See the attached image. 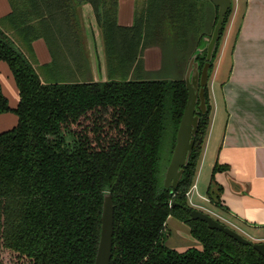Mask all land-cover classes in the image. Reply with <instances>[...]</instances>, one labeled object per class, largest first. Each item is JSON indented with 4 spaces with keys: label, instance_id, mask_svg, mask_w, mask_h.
I'll return each mask as SVG.
<instances>
[{
    "label": "trees",
    "instance_id": "1",
    "mask_svg": "<svg viewBox=\"0 0 264 264\" xmlns=\"http://www.w3.org/2000/svg\"><path fill=\"white\" fill-rule=\"evenodd\" d=\"M8 1L5 18L10 28L27 42L36 37L45 41L51 62L44 65L51 68L58 60L59 45L52 42L55 36L65 41L63 33L74 42V55L70 77L43 81L0 28V60L17 90V102L10 107L0 89V112L11 110L16 116L13 126L0 131V264H92L105 192L112 202L109 264H264V256L250 244L191 219L183 207H193L185 192L193 182L210 122L207 86L205 109L198 112L180 178L174 188L162 184L187 96L184 80L124 77L138 67L141 39L149 32L159 37L164 33L159 6L154 23L150 16L134 15L130 25L122 26L115 18L116 0H75L90 5L105 64L104 79L79 80L75 75L81 71V55L69 0ZM156 3L165 5L162 0ZM231 8L219 28L208 77ZM211 12L206 31L191 27L195 35L187 23L179 24L180 35L171 24V36L164 40L180 42L182 36L184 45L168 49H185L186 62L203 45L201 37L210 33L216 19L213 4ZM204 53L196 56L198 67ZM225 168L213 163L205 189L208 201L219 207L221 186L213 174ZM168 216L186 224L200 246L181 251L168 247L162 235Z\"/></svg>",
    "mask_w": 264,
    "mask_h": 264
},
{
    "label": "crops",
    "instance_id": "2",
    "mask_svg": "<svg viewBox=\"0 0 264 264\" xmlns=\"http://www.w3.org/2000/svg\"><path fill=\"white\" fill-rule=\"evenodd\" d=\"M116 2L117 23L122 26L130 25L132 0ZM231 3V12L208 77L211 80L215 76L217 78L220 71L218 59L221 52L222 56L227 54L228 60L221 65L220 80L215 83L216 88L212 94L211 90L208 91L214 119L210 121L199 159L204 162L203 176L199 181L203 194L199 193L200 196L195 189L193 192L213 205L205 195L210 178V172L208 174L207 171H211L215 161L225 165L224 170L213 174L214 181L221 186V207L214 205L224 212V216L219 218L248 238L264 242V0H236ZM67 4L70 11L71 4L69 1ZM77 7L81 9L83 17L85 13H90L86 3H77ZM9 10V1L0 0V16L4 17ZM69 15L71 20V14ZM88 29L92 58L95 54L99 66L97 79H101V63L104 61L102 48L96 42L90 23ZM63 44L64 47L74 46L73 41ZM29 48L39 64L51 62V55L43 38L32 39ZM153 56L151 53L152 62L148 66H145V61L142 66L151 67L155 63ZM59 57V63L65 64L63 57ZM79 62L82 64L83 60ZM88 63L89 69L93 64L92 69L95 71L94 61ZM56 64L57 60L51 66ZM6 122L7 117L0 115V129L11 125ZM194 205L211 211L203 203Z\"/></svg>",
    "mask_w": 264,
    "mask_h": 264
},
{
    "label": "rangeland",
    "instance_id": "3",
    "mask_svg": "<svg viewBox=\"0 0 264 264\" xmlns=\"http://www.w3.org/2000/svg\"><path fill=\"white\" fill-rule=\"evenodd\" d=\"M69 2L71 4V10L68 12L69 14H71V21H72L71 23L73 26V30L75 31V34L77 36L76 38L78 39L79 51H80L81 59L83 60V63L81 64L80 74L76 73L75 78L79 80H95L98 77L96 75V72L93 71L92 69L93 64L92 65L90 64L91 66L89 69V63H88L90 61L93 63L92 51H91V41H90L91 39L89 36V29H88L89 23L93 27L96 42L102 46L101 37L96 27L94 16L90 9L89 4L85 2L87 7H89L90 13H85L84 14L85 16L83 17L81 9L77 7L76 1L69 0ZM132 2H133L132 19L134 15L150 16L149 22L152 21L153 23L155 20L154 17L155 18L159 17V13L156 14L157 7L159 6L160 8L159 12H160V17H161V22L163 25L164 33L163 35L162 34L160 35L161 37H159L157 34L153 33L151 35V33L149 32V35L141 39V43L139 44L138 54H137V56L139 57L138 67L136 69H131L130 72H128L127 74L125 73L124 77L126 76V78L128 79L129 78L130 79H133V78H172V79L173 78L175 79L183 78L184 68H185V65L183 67V64H186L185 62L186 53L184 54L185 49L182 51L178 50L177 52L173 50V48L171 49L172 51L168 49L170 47L178 48L179 46L183 48V45H184L183 38L182 36H179L180 42L173 41V40L166 41L164 40V38L171 34V28H170L171 24L177 25V27H175V31L177 33L179 32V35H180V30H181L179 27V24H181V26H184L185 25L184 23L189 24V31H191L194 35L196 34V31L191 28L192 26L197 27V29L200 28L203 31H206L209 27V23L211 21V16H212L211 1L210 0H162V2L165 4L164 6L162 5V3L160 4L158 3L157 5L156 0H132ZM116 4L118 3L116 2ZM115 9L117 10V6H115ZM116 10H115V13H116ZM115 18H116V21H118L117 16H115ZM7 22H8V19L5 18V16L4 17L0 16V28L4 29V31L7 33V35H9V37L12 39L14 44L22 50V52L25 54V56L27 57V59L32 64L33 68L39 74L40 78L43 81H53L55 79L63 80V79H66L67 77H70L68 75V71H70L69 67L73 63V62L71 63V61H73L72 55H74L72 53L73 47H71L70 45L68 47H64V44H63L66 42L71 43V40L67 39L68 33L62 32L64 35L63 39L65 40V41L62 40V43H61V40L57 36H55L57 40L52 42V44L59 45L58 47H56L57 50L55 51L56 58L58 60H57V64L53 67L51 66V69H50V65H48L49 66L48 67L46 65L39 64L37 60H35V56L32 50L29 48L30 42L25 41L21 36L17 34V32L12 30ZM147 25H149L148 22H147ZM145 29L147 28L145 27ZM191 40L192 39H190L189 42ZM189 42L187 43L188 47L190 46ZM62 44H63V47H62ZM151 53L154 54L153 59L155 63L151 65V67L142 66L144 64V61H145V66H148V64L152 62ZM144 55H145V59H144ZM59 56L61 57L64 56L63 59L64 61H66L65 64L62 65L59 63V60H60ZM226 60H228L227 54L222 56V52H221L220 58L218 59V65L220 64V71L222 69L221 65L224 64ZM68 61L70 62L69 64H68ZM74 62L78 63L77 60H74ZM214 63H215V60H214ZM101 64H102L101 66L102 72H100V74H101V79H104L105 78L104 77L105 75L104 61ZM220 71L217 75V78L216 76L212 80L210 78H207L206 86L208 88V91L211 90V94L214 88H216L217 86L215 83H217V81L220 80ZM0 89H1L2 94L7 99V104L10 107H14L17 102V90L12 80V77L10 75V72L6 66V63L3 60H0ZM0 115H5L8 119V122L6 123L10 122L11 124V125L6 126L3 129H0V131L7 129L15 124L16 116L11 110L0 112ZM212 119H214V116L212 117V111H211L210 121ZM209 125H210V122H209ZM203 147H204V143H203L202 149ZM199 159H201V154H200ZM199 162L200 160L197 163L192 183L194 184V188L196 192L198 194L199 193L203 194L199 188V181L201 180V177L203 176L204 162L203 160H201L200 166L198 167ZM207 172L209 174L210 171H207ZM207 172H206V176H207ZM196 203H203V205H205L204 207H207L213 213L206 209H202L200 207L195 206L194 204ZM188 204L193 206L194 208H197V209H200L206 212L207 214L211 215L213 218L224 223V221L220 219L224 216V212L217 209V207H215L214 204L209 205L203 199L196 196V194L193 191L191 193L190 203L188 202ZM240 233L242 234V232ZM162 235H163L164 243L168 247L174 248L178 251L184 250L188 247H199L200 246V243L194 237L190 235L187 225L172 216H168L166 218ZM244 236L247 237L246 235ZM248 239L250 241H255L250 238Z\"/></svg>",
    "mask_w": 264,
    "mask_h": 264
},
{
    "label": "water",
    "instance_id": "4",
    "mask_svg": "<svg viewBox=\"0 0 264 264\" xmlns=\"http://www.w3.org/2000/svg\"><path fill=\"white\" fill-rule=\"evenodd\" d=\"M216 6V19L209 35H204L202 46L196 47L189 55L184 68V85L187 91L186 100L176 127L174 144L165 166L162 177V184L165 187L174 188L180 178L182 166L186 164L193 143L194 135L198 123V112L205 109L203 92L208 78L210 59L219 28L223 22L224 14L231 5V0H210ZM204 49V61L198 67L196 56ZM94 68L98 74L99 66L96 55L93 57ZM188 211L191 219H199L206 223L208 228L222 231L227 236L237 242L250 244L257 252L264 256V242L250 241L247 237L229 225L218 221L206 212L189 206H183ZM111 234H112V202L111 196L105 192L102 197L100 212V229L96 246V251L92 264H109L111 254Z\"/></svg>",
    "mask_w": 264,
    "mask_h": 264
},
{
    "label": "built area",
    "instance_id": "5",
    "mask_svg": "<svg viewBox=\"0 0 264 264\" xmlns=\"http://www.w3.org/2000/svg\"><path fill=\"white\" fill-rule=\"evenodd\" d=\"M231 2L235 3L236 0H232ZM231 4H232V3H231ZM194 189H195V188H194V184L192 183V184L190 185V187L188 188V190L185 192V195H186V198H187V202H189V203H190L191 193H192V191H193ZM224 223H225V222H224Z\"/></svg>",
    "mask_w": 264,
    "mask_h": 264
}]
</instances>
